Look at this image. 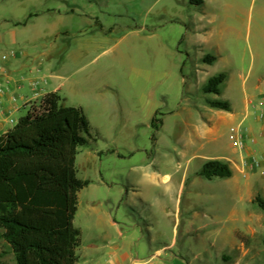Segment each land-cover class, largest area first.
Here are the masks:
<instances>
[{"label": "rangeland", "instance_id": "1", "mask_svg": "<svg viewBox=\"0 0 264 264\" xmlns=\"http://www.w3.org/2000/svg\"><path fill=\"white\" fill-rule=\"evenodd\" d=\"M29 13L40 17L17 29L14 44L8 21ZM37 26L84 34L63 56L61 80L63 90L75 81L92 89L90 97L66 101L83 103L95 137L76 158L78 178L90 181L78 194L74 219L82 239L78 264H100L112 250L95 257L91 246L107 234L115 239L111 221L128 224L132 215L139 230L146 227L142 217L158 242L173 246L168 264H264V212L252 204L256 195L264 198V120L257 118L264 98V0H0V57L31 49L19 38ZM95 26L105 33L99 41ZM206 56L216 60L204 62ZM42 60L34 63L46 67ZM221 73L220 94H205L208 79ZM206 98L225 100L232 110L199 138ZM156 112L163 121L157 132ZM235 127L244 133L245 157L260 163L246 174L229 161L241 155L228 137ZM214 157L228 158L230 178L199 176ZM0 264H15L2 240Z\"/></svg>", "mask_w": 264, "mask_h": 264}, {"label": "trees", "instance_id": "2", "mask_svg": "<svg viewBox=\"0 0 264 264\" xmlns=\"http://www.w3.org/2000/svg\"><path fill=\"white\" fill-rule=\"evenodd\" d=\"M189 2L203 4V0ZM27 19L14 25H25ZM215 60V56L204 58L208 63ZM225 79L224 73L209 78L203 92L219 95ZM205 102L213 109L232 110L222 99ZM157 115L151 119L156 132L163 124ZM90 140L95 137L83 109L62 105L57 93L44 95L38 109L21 116L0 136V240L15 264L79 263L82 239L74 219L78 194L90 181L78 178L76 158ZM152 140L156 141L155 135ZM198 174L207 180L230 178L233 170L227 162L210 159ZM252 204L264 212L263 197L256 195ZM236 238L245 239L239 232Z\"/></svg>", "mask_w": 264, "mask_h": 264}, {"label": "crops", "instance_id": "3", "mask_svg": "<svg viewBox=\"0 0 264 264\" xmlns=\"http://www.w3.org/2000/svg\"><path fill=\"white\" fill-rule=\"evenodd\" d=\"M71 12H74L73 9ZM39 17L40 13H29L23 20H9L8 25L10 28L8 31L11 33L12 42L18 44V38L16 37L18 28L29 27ZM26 19L25 25H14ZM49 29L51 31L47 33L45 31L48 29L42 31L40 26H37L34 30H30V33H26L25 36L22 34L24 37L19 39L22 43L32 45L31 49L11 51L12 55L4 61L0 57V87L6 90L0 103V136L12 128L9 118H12L13 113L24 111L21 116L26 115L36 107V105L32 106V103L39 102L48 93H57L60 96V103L64 106L80 107L83 111L85 110L83 103H70V105H67L66 101L69 97L74 102L79 94L90 97L92 89L87 87V83L75 81L63 90V83L61 82L66 72V68L62 64L63 56L65 57L71 51L74 38L79 37V40L84 42L82 38L84 35L83 29H76L75 32L69 28L56 30L50 27ZM95 30L94 39L99 41L105 33L97 26H95ZM86 49L85 45L80 48V52L82 53ZM57 54H59V60L61 61L56 65V59L53 58ZM39 58L46 62V67L40 62L34 63ZM109 102L111 103V101ZM111 105H114V102ZM221 112V110L211 107L207 109L208 118L205 119V123L202 125L205 130L204 132H198L199 138L211 133L210 131L215 127L212 123L222 117ZM249 131H253L252 128ZM250 134L251 132H249V136ZM262 138L264 139V133ZM257 144L259 142L255 139L252 148ZM214 159L228 163V158L214 157ZM229 160L233 161V159ZM230 167L233 170L231 165ZM131 217L128 218V224L125 222L119 223L113 219L111 222L112 227L115 228V239H112L110 234L105 235L101 239V245L91 246V249H94L92 256H99L101 253L103 254V251L110 248L112 251L105 252L100 264H168V262H171L173 255H169L168 251L173 246L165 242H158L154 231L149 227L150 224L146 223L147 220L142 217L138 218L146 224L145 228L139 230L137 228L138 223L135 222L136 217L134 215ZM234 246H236V243ZM218 253L223 252L218 251ZM174 257L180 258L179 255H174Z\"/></svg>", "mask_w": 264, "mask_h": 264}, {"label": "built area", "instance_id": "4", "mask_svg": "<svg viewBox=\"0 0 264 264\" xmlns=\"http://www.w3.org/2000/svg\"><path fill=\"white\" fill-rule=\"evenodd\" d=\"M11 55L12 53L3 54L1 56V60L3 61L7 60V58ZM5 91H6L5 88L0 87V103L2 101V97ZM258 106L261 108V111L258 113L257 118L260 120H264V98L258 102ZM9 123L13 127L17 123V120H14L13 118H9ZM228 137H229L231 147L241 152L239 162H234V161L229 160L232 164L236 166V168L240 172L246 174L247 172H250L252 168H256L257 166L260 165V163L256 161L255 159L248 160L245 157V153H246L245 136H244V133L241 132L239 127L231 128Z\"/></svg>", "mask_w": 264, "mask_h": 264}]
</instances>
